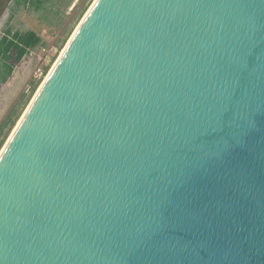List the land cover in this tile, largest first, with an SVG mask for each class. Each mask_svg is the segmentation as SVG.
I'll use <instances>...</instances> for the list:
<instances>
[{"label": "water", "instance_id": "1", "mask_svg": "<svg viewBox=\"0 0 264 264\" xmlns=\"http://www.w3.org/2000/svg\"><path fill=\"white\" fill-rule=\"evenodd\" d=\"M0 264H264V0H95L0 152Z\"/></svg>", "mask_w": 264, "mask_h": 264}, {"label": "rangeland", "instance_id": "2", "mask_svg": "<svg viewBox=\"0 0 264 264\" xmlns=\"http://www.w3.org/2000/svg\"><path fill=\"white\" fill-rule=\"evenodd\" d=\"M95 0H9L0 15V37L7 30H34L42 43L29 50L14 66L12 75L0 86V129L13 118L5 142L11 135L40 84L49 73L73 32ZM75 6V7H74ZM84 11L80 13L81 9ZM80 13V14H79ZM49 69L39 81L37 69ZM36 85L34 92L30 93ZM8 117L11 119L7 120ZM2 130V135L7 131Z\"/></svg>", "mask_w": 264, "mask_h": 264}, {"label": "trees", "instance_id": "3", "mask_svg": "<svg viewBox=\"0 0 264 264\" xmlns=\"http://www.w3.org/2000/svg\"><path fill=\"white\" fill-rule=\"evenodd\" d=\"M9 0H0V15ZM75 7V6H74ZM85 7L80 11L82 13ZM79 13V14H80ZM42 43V39L38 33L34 30L27 29L24 31H11L7 29L0 37V86L4 84L8 78L12 75L14 66L19 63L22 57L31 49L37 47ZM49 66H45L42 72V77L46 75ZM40 77L38 81L42 78ZM36 85H34L30 93L34 92ZM11 119L8 117L7 120ZM14 118L8 122H4L0 129V136L5 126L10 127L14 123ZM7 131L0 138V146L4 143L9 127Z\"/></svg>", "mask_w": 264, "mask_h": 264}, {"label": "bare ground", "instance_id": "4", "mask_svg": "<svg viewBox=\"0 0 264 264\" xmlns=\"http://www.w3.org/2000/svg\"><path fill=\"white\" fill-rule=\"evenodd\" d=\"M85 15H86V13H85ZM85 15H84V16H85ZM81 21H82V20H81ZM78 26H79V25H78ZM75 31H76V30H75ZM75 31L73 32V34L75 33ZM72 36H73V35H72ZM72 36H71V37H72ZM71 37H70V39H71ZM70 39H69V41H70ZM69 41H68V42H69ZM68 42H67V43H68ZM66 45H67V44H66ZM66 45H65V47H66ZM65 47L63 48V50H61V53H60L59 57H60V56H61V54L63 53V51H64ZM59 57L57 58V60L59 59ZM57 60L55 61V63L57 62ZM55 63L52 65V67H51L50 71H51V70L53 69V67L55 66ZM50 71H49V73H50ZM49 73H48V74H49ZM48 74H47V75H48ZM46 77H47V76H46ZM46 77L44 78V80H43V81H42V83L40 84V86H39L38 90H39V89H40V87L42 86V84H43V82L45 81ZM38 90H37V91H38ZM36 93H37V92H36ZM36 93H35V94H36ZM34 97H35V95L33 96L32 100L34 99ZM32 100L30 101V103L32 102ZM30 103H29V105H30ZM27 108H28V107H27ZM26 110H27V109H26ZM26 110H25V112H26ZM25 112L23 113V115L25 114ZM23 115L21 116V118L19 119V121L16 123V125H15V127H14V129H13L12 133L15 131V129H16V127H17V125L20 123V121H21V119H22ZM12 133H11V135H12ZM11 135L9 136V138L11 137ZM9 138H8V139H7V141L5 142L4 146H5V145H6V143L8 142ZM4 146H3V148H4ZM3 148H1V149L3 150ZM2 150H1V151H2Z\"/></svg>", "mask_w": 264, "mask_h": 264}, {"label": "built area", "instance_id": "5", "mask_svg": "<svg viewBox=\"0 0 264 264\" xmlns=\"http://www.w3.org/2000/svg\"><path fill=\"white\" fill-rule=\"evenodd\" d=\"M37 70H38L37 74H38L39 78L42 77L43 69L38 68Z\"/></svg>", "mask_w": 264, "mask_h": 264}]
</instances>
